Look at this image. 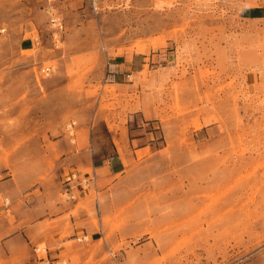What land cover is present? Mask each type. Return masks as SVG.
I'll list each match as a JSON object with an SVG mask.
<instances>
[{
    "label": "rangeland",
    "instance_id": "rangeland-1",
    "mask_svg": "<svg viewBox=\"0 0 264 264\" xmlns=\"http://www.w3.org/2000/svg\"><path fill=\"white\" fill-rule=\"evenodd\" d=\"M254 1L0 0V172L20 188L0 199V264H37L46 248L65 264H264V16L244 9ZM50 4L65 25L57 45ZM126 52L145 65L112 84L109 61ZM85 153L138 160L105 191L89 174L71 183L75 169L92 174L73 161ZM73 203L88 218L60 256L25 234L5 256L2 239L30 210L40 219Z\"/></svg>",
    "mask_w": 264,
    "mask_h": 264
},
{
    "label": "crops",
    "instance_id": "crops-1",
    "mask_svg": "<svg viewBox=\"0 0 264 264\" xmlns=\"http://www.w3.org/2000/svg\"><path fill=\"white\" fill-rule=\"evenodd\" d=\"M258 0H255V3H251L244 7L246 15L249 18H262L264 16V5L258 4ZM29 45L27 46V48ZM145 57L141 52H126L111 58L109 61V70H110V79L112 84H120L127 86L126 80L128 77L133 75L136 72H140L144 67ZM142 138H135L130 144L134 145L135 141L140 144L139 140ZM147 146L134 147V152H138L140 149H144ZM84 157L86 158H73V161L77 164V167L80 166H92V174L89 172L82 173L78 169H75L71 175V183L77 181L80 185L84 183V176L88 177L89 182L95 181V186L97 188H105V191H108L109 188L115 183L119 174H123L127 170V165L125 159L131 161H137L138 158H121L120 155L113 158H88V154L85 153ZM10 171L4 173L0 172V199H5L7 197L15 198L19 195L20 188L15 185L13 181V176L10 175ZM9 173V174H7ZM77 177V178H76ZM95 179V180H94ZM82 191L81 189H79ZM85 191V190H83ZM2 201V200H0ZM77 203H73V206H64L60 207V210H49L46 211L40 219H36L33 212L30 210V215L32 218L26 224H22L20 229H16V234H11L6 238L2 239V242L5 244L7 250L5 256L11 259L16 258L19 255L18 246H15V243L18 242L20 236H27V239H30L33 243H40L42 241H48L49 245L57 246L59 251L57 255L60 256L61 252L65 250L63 244L69 240L76 239L73 237L78 235L79 224L83 220H86L88 217L86 214L82 213L80 216H76L73 213H70L74 210V207ZM69 213L71 228L67 227V219L61 220V218L66 216ZM56 221V222H54ZM3 227H0V230ZM21 233V234H19ZM74 233V235H71ZM13 264V261H12Z\"/></svg>",
    "mask_w": 264,
    "mask_h": 264
},
{
    "label": "built area",
    "instance_id": "built-area-1",
    "mask_svg": "<svg viewBox=\"0 0 264 264\" xmlns=\"http://www.w3.org/2000/svg\"><path fill=\"white\" fill-rule=\"evenodd\" d=\"M48 1H49V3H51L53 0H48ZM47 12L50 15V24L53 28V33H52L53 41L57 45L58 42H60V40L62 38V34L64 32L65 25L63 23V20L60 18V16L56 12H54L51 4L48 5ZM6 29L7 28H5V27H0V34H4L6 32ZM40 42L41 41H40L39 37L35 39V43L37 45H39ZM53 71H54V68L51 65L42 67V69H41V72L46 76H49ZM73 125H74V122H72L70 126L72 127ZM70 134H73V133L70 132ZM86 182L87 181L85 180L83 184H86ZM83 188H85L84 185H83ZM64 194L66 196H68V198H75L76 197V195L74 194V191H73V186L70 182H69V186L66 187ZM35 251H36V253H38L41 251V248L36 246ZM45 251H46V256L39 257L38 259L40 260V262L37 264H65V262H60V260H57V261H55L53 259L51 260V258L48 255V249L46 248Z\"/></svg>",
    "mask_w": 264,
    "mask_h": 264
}]
</instances>
